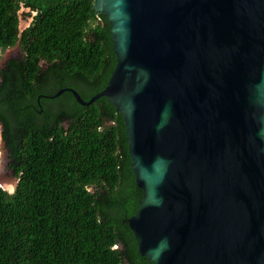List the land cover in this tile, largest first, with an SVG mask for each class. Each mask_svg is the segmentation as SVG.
Instances as JSON below:
<instances>
[{
  "label": "water",
  "instance_id": "obj_1",
  "mask_svg": "<svg viewBox=\"0 0 264 264\" xmlns=\"http://www.w3.org/2000/svg\"><path fill=\"white\" fill-rule=\"evenodd\" d=\"M151 264H264V0H94ZM52 97V98H53ZM18 181V180H17ZM16 181V183H17Z\"/></svg>",
  "mask_w": 264,
  "mask_h": 264
},
{
  "label": "trees",
  "instance_id": "obj_2",
  "mask_svg": "<svg viewBox=\"0 0 264 264\" xmlns=\"http://www.w3.org/2000/svg\"><path fill=\"white\" fill-rule=\"evenodd\" d=\"M93 4L0 0V54L21 51L0 69V135L18 180L0 186V264H151L128 226L142 191L121 115L105 97H53L73 89L88 102L115 66Z\"/></svg>",
  "mask_w": 264,
  "mask_h": 264
},
{
  "label": "rangeland",
  "instance_id": "obj_3",
  "mask_svg": "<svg viewBox=\"0 0 264 264\" xmlns=\"http://www.w3.org/2000/svg\"><path fill=\"white\" fill-rule=\"evenodd\" d=\"M26 25L27 23L25 21H20V30ZM20 55L21 51L17 45L3 51L0 54V69L7 60L10 58H18ZM9 162L8 151L0 135V186L7 192L11 193L15 189L17 179L15 178L13 171L9 168Z\"/></svg>",
  "mask_w": 264,
  "mask_h": 264
},
{
  "label": "flooded vegetation",
  "instance_id": "obj_4",
  "mask_svg": "<svg viewBox=\"0 0 264 264\" xmlns=\"http://www.w3.org/2000/svg\"><path fill=\"white\" fill-rule=\"evenodd\" d=\"M4 65V64H3ZM3 65H2V67H3Z\"/></svg>",
  "mask_w": 264,
  "mask_h": 264
}]
</instances>
